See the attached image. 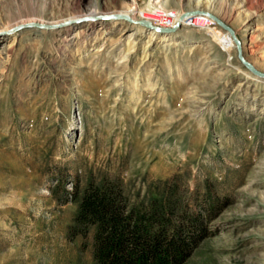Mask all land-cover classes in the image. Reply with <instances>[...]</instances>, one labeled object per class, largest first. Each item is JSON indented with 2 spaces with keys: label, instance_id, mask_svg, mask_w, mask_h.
Segmentation results:
<instances>
[{
  "label": "rangeland",
  "instance_id": "374dc122",
  "mask_svg": "<svg viewBox=\"0 0 264 264\" xmlns=\"http://www.w3.org/2000/svg\"><path fill=\"white\" fill-rule=\"evenodd\" d=\"M202 1L0 0V264H98L76 195L107 180L170 202L179 264H264V7Z\"/></svg>",
  "mask_w": 264,
  "mask_h": 264
},
{
  "label": "trees",
  "instance_id": "16d2710c",
  "mask_svg": "<svg viewBox=\"0 0 264 264\" xmlns=\"http://www.w3.org/2000/svg\"><path fill=\"white\" fill-rule=\"evenodd\" d=\"M76 196L73 229L87 235L94 228L98 264H179L189 254L191 239L184 233L189 225L174 223L170 202L130 207L118 180L92 181Z\"/></svg>",
  "mask_w": 264,
  "mask_h": 264
},
{
  "label": "bare ground",
  "instance_id": "6f19581e",
  "mask_svg": "<svg viewBox=\"0 0 264 264\" xmlns=\"http://www.w3.org/2000/svg\"><path fill=\"white\" fill-rule=\"evenodd\" d=\"M237 3L240 5V9H243L246 11V15L241 19L240 22L246 23L247 27L244 30L245 33L247 34L250 32V29L252 28V25L250 23V18L258 12V10L262 7H264V0H259V3L256 4L252 0H236ZM202 0H198L199 5L202 3ZM136 9L138 8V5L135 7ZM204 11L208 12L211 14V17L215 20H220L222 23L229 21L231 18H233L237 12L236 7L230 8L229 15L228 16H222L221 13L216 12L213 8L211 9L210 7L204 8ZM131 17L136 18L135 14L132 13ZM252 31V30H251ZM235 35H237V31H233ZM151 33L155 34L156 32L152 31ZM246 41V40H245ZM244 48H246L244 46ZM263 63H264V56L262 57Z\"/></svg>",
  "mask_w": 264,
  "mask_h": 264
}]
</instances>
